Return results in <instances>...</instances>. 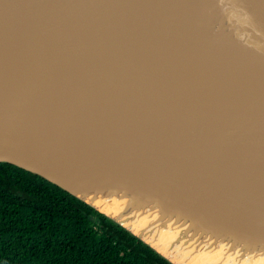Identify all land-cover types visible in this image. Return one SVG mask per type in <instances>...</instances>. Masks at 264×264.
Returning a JSON list of instances; mask_svg holds the SVG:
<instances>
[{
  "label": "water",
  "instance_id": "1",
  "mask_svg": "<svg viewBox=\"0 0 264 264\" xmlns=\"http://www.w3.org/2000/svg\"><path fill=\"white\" fill-rule=\"evenodd\" d=\"M137 1L0 0V163L68 193L168 264H264V0H192L194 25L161 34L155 19L144 41L120 22ZM64 155L70 169L75 155L108 158L104 177L145 182L142 198L183 228L172 258L43 175ZM202 239L212 255L186 247Z\"/></svg>",
  "mask_w": 264,
  "mask_h": 264
},
{
  "label": "trees",
  "instance_id": "2",
  "mask_svg": "<svg viewBox=\"0 0 264 264\" xmlns=\"http://www.w3.org/2000/svg\"><path fill=\"white\" fill-rule=\"evenodd\" d=\"M0 264H168L51 183L0 163Z\"/></svg>",
  "mask_w": 264,
  "mask_h": 264
},
{
  "label": "bare ground",
  "instance_id": "3",
  "mask_svg": "<svg viewBox=\"0 0 264 264\" xmlns=\"http://www.w3.org/2000/svg\"><path fill=\"white\" fill-rule=\"evenodd\" d=\"M144 2L145 0H138L133 6L129 3H126L124 11L122 12V18L120 20L121 25L124 27V32H128V30L130 31L131 29H133V31L137 30L143 34L144 41L145 37L143 31L146 28V25H154L155 19L157 20L158 26L162 29L161 34H168V31L166 32L167 27H170L171 31H173V28L176 27V31L170 32V34L177 35V31H181L184 28L187 30L189 26L194 25V23L191 22L192 20L190 15L195 16L196 14L192 11L187 12L190 3H194L192 0H158V3L157 0L156 2L150 1L148 3L150 15L144 14ZM199 2L203 1L199 0ZM211 9L213 8L211 7ZM215 15L217 19L225 22V19L222 15ZM211 16L213 17L212 14ZM120 22H115V20H112L111 23H113L112 25H115L118 29ZM125 35L127 39V33ZM179 38H181V36L178 37V41ZM119 42L118 49L123 50L125 47V41ZM165 47L166 46L162 47L161 49ZM172 49L176 50L175 47H172ZM171 51L172 50L170 49L169 53H171ZM232 53H235V49L232 51ZM160 59V57H156V63L160 61ZM188 67L189 66H187L185 69H188ZM177 77H181V74L177 75ZM75 158L77 163L72 169L68 167V163L72 158L66 157L64 155L62 159L57 160L55 165H51L48 171L41 172L43 175L57 182L70 192L90 202L109 217L117 219V221L130 228L133 233L140 235L143 239L150 241V243L154 245L155 248L159 249V251H161L167 257L172 258L170 253L173 250V247H168L169 241L173 237V239L179 238L182 234L183 228L172 226V223L167 219L166 216H162V214L157 213L160 210L161 212L165 213V206L161 207L155 205L156 202H152L153 198L151 196H148L145 199L142 198L141 194L146 186L145 182H143L142 185L144 186L141 188L136 187L133 183L129 182L127 185L121 184V182L110 178L108 169H105V178L100 173L104 170V167L108 168V158H105L102 163L97 165L96 160L85 157L84 155L81 157L80 155H75ZM210 161L212 160H208V162ZM53 171L56 174H54ZM206 172L209 174L208 167ZM139 180L141 181V179ZM150 185V193H153L156 190L158 181H154ZM183 188L184 194L190 193V189L194 188V185L186 183ZM140 190L141 192L138 194L137 191ZM181 194L182 193L180 192V195ZM140 207H145L147 212L138 210ZM203 215H207L206 210H204ZM157 235H160L162 239L160 240ZM159 243L161 246H158ZM183 243H185V240ZM186 247L188 249H192L193 251L199 250L210 255H212L213 252L210 248L213 247L211 242L206 239L200 240L199 244L189 242L186 244ZM229 261L230 260L227 256H222L221 262L218 261V258L215 259V264H229ZM174 262L177 264H212L213 257H198L195 258L194 261L185 262H179L174 259Z\"/></svg>",
  "mask_w": 264,
  "mask_h": 264
}]
</instances>
